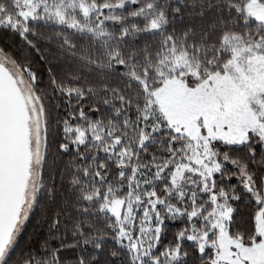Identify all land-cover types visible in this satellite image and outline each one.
Returning <instances> with one entry per match:
<instances>
[{
	"label": "snow or ice",
	"instance_id": "6c2138e0",
	"mask_svg": "<svg viewBox=\"0 0 264 264\" xmlns=\"http://www.w3.org/2000/svg\"><path fill=\"white\" fill-rule=\"evenodd\" d=\"M15 7L22 27L10 24L6 30L15 31L31 51L41 55L46 49L38 43L54 44L57 56L67 57L71 67L51 75L50 85L69 105L73 98L80 102L75 110L78 117L73 114L71 120L62 122L64 142L57 145L62 154H75L68 164L72 170L68 190L75 193L72 206L78 216L73 239L60 232L61 215L68 213L53 212L49 234L30 250L24 264H226L214 236L227 234L232 201L245 191L257 210L264 208V176L257 177L251 169L257 157L264 164V128L249 125L232 139H211L203 157L196 158L197 167L188 161L158 166L149 169L151 178L142 182L133 175L135 186L125 173L129 149L123 135L113 136L116 129L108 133L112 140L105 143L103 158L88 157L84 150L90 147V135L103 141L105 127L113 124L112 116L107 124L103 116L94 118L101 113V103L111 105L115 118H120L122 110L126 113L133 107L134 97L146 90L149 80L162 86L167 76L176 74L172 69L189 63L190 55L196 59L204 51L208 60H216L212 71L221 72L234 64L247 71L251 61L264 60V21L245 14L236 0H191L187 15L201 22L191 21L179 31L175 27L169 31V26L174 25L175 16L183 20L185 0L174 4L172 0H17ZM6 12L0 3V13ZM209 14L210 21L204 23ZM9 63L16 61L0 47V64ZM28 67L30 79H38L30 61ZM81 68L95 69L96 81L81 83ZM113 74L123 79V87L111 83ZM32 87L38 99L46 97L43 87ZM136 109L139 112L138 103ZM144 121L145 128L154 133L147 116ZM128 123L125 119L124 124ZM45 132L46 141L47 123ZM148 140L149 135L141 130L139 146L145 152ZM235 144L243 146V156H232L230 147H222ZM96 152H100L99 143ZM40 160L46 161V153ZM48 193L54 197L55 189L49 188ZM19 219L17 214L7 232L0 233V264H4ZM170 222L178 226L170 228Z\"/></svg>",
	"mask_w": 264,
	"mask_h": 264
},
{
	"label": "trees",
	"instance_id": "16d2710c",
	"mask_svg": "<svg viewBox=\"0 0 264 264\" xmlns=\"http://www.w3.org/2000/svg\"><path fill=\"white\" fill-rule=\"evenodd\" d=\"M251 1L252 0H236L241 7L246 9L245 14L250 17L251 15L248 13L247 7ZM258 1L261 2V0ZM172 2L174 4L175 0H172ZM0 3H3L7 8L6 13H0V18H3L2 22H0V47L7 49L8 56L10 59L16 61L15 65L24 73L31 87L32 85L43 87L47 93L45 98L38 99L37 89L32 87L43 109L44 127L47 123V148H45L44 151V153H46V161L43 162L41 168L38 196L26 224L18 235L14 233L12 238L14 242L4 261V264H24L25 260L31 255L30 250L33 249L43 237L49 234L48 221L51 219L53 212L68 213L67 215H61L62 224L60 232L66 234L68 239H73L71 232L74 229V224L78 216L72 206L75 193L68 190V180L72 171L71 168L68 167V164L75 154L72 152L62 154L58 150L57 145L58 143L64 142L62 140L64 136L62 122L66 119L71 120L73 114L78 117V113H76L75 110L80 106V102L73 98L72 104L69 105L65 96L57 91H53L50 85L51 75H60L71 67L68 58H59L54 44L46 46L43 42L38 43L39 48L46 49L43 51L42 55L39 52L31 51L26 42L15 34V31L6 30L10 27V24H16L18 28L22 27L18 19L17 8L15 7L17 0H0ZM190 4L191 0H185L186 10L183 20H181L180 16H175V23L169 26V31H171L173 27L179 31L191 21L197 23L201 22L199 17L190 18L187 15V12L191 11ZM225 18H228L227 14H225ZM251 18L254 19L253 17ZM210 19L211 14H209L203 22L207 23ZM250 27L254 28L255 24L250 25ZM149 39H151V37H149ZM136 43L139 44L142 43V41L138 40ZM29 61L31 69L38 79H30ZM215 64L216 60H208L204 51H201L196 59H193L190 55L189 63L187 65L182 63L172 69L176 74L167 76L163 85L169 79L179 78L184 81L188 87L195 88L206 81L212 74L225 72L218 70L212 71ZM181 68L183 69L182 71ZM80 76L82 77L81 83H83L84 80L95 82L97 79V71L95 69L89 71L86 68H81ZM111 83L114 85L119 84L123 87V79L118 74L112 75ZM160 87L153 85L149 80L146 90L134 97L133 107L126 113L122 110L120 118H115L111 105L104 106L101 103V113L97 114L94 118L103 116L105 124H107L109 116H112L113 124L105 127V131L102 134L104 137L103 141L97 142L94 135H90L88 137L90 147L86 146L84 150V154L88 157L99 155L103 158L104 153L102 149L106 142L110 143L112 140V138L108 136V133L112 131L113 128L116 129V131L113 132V136L123 135L125 145L129 149L128 156L125 157V164L128 165L125 169V173L133 186H135L136 183V181L132 179L133 175L142 182L146 177L149 179L151 178L149 169H154L158 166L164 167L165 165L169 167L172 165L179 166L185 163L186 157L190 154L191 141L187 137L176 133L175 130L169 126L160 112L159 107L153 102V93ZM109 97L113 99V104H119V101L113 98L111 93ZM137 103L140 105L139 112L136 109ZM145 116L149 118L150 124L156 129L154 133H152L150 129L145 128ZM125 119L129 121L127 125L124 124ZM141 130L149 135V140L146 142V152L139 146ZM98 143L100 144L99 153L96 152ZM222 147H230V154L232 156L244 155V148L242 145H222ZM137 155L139 158H137ZM170 156L174 159L169 160ZM76 163H80L78 157L76 158ZM251 169L257 177L264 176V164L259 162V157H257L256 161L251 162ZM141 173L145 175L142 176ZM31 175L32 164L30 170V176ZM112 178L111 176L109 177L110 180ZM29 184L30 180L28 186ZM49 188L55 189L54 197L48 193ZM239 194L240 199L232 201L234 212L229 222L228 234L231 238L238 239L245 245H251L261 240L257 232V218L259 214L263 212L264 219V208L257 210V205L247 192L240 191ZM27 200L28 187L26 191V203ZM25 207L26 204L20 218H22L24 214ZM33 212H35L34 215L32 214ZM169 226L174 229L178 225L170 222ZM214 239L216 240V234ZM74 251L79 252V250ZM101 258L106 259V255L102 254Z\"/></svg>",
	"mask_w": 264,
	"mask_h": 264
},
{
	"label": "rangeland",
	"instance_id": "374dc122",
	"mask_svg": "<svg viewBox=\"0 0 264 264\" xmlns=\"http://www.w3.org/2000/svg\"><path fill=\"white\" fill-rule=\"evenodd\" d=\"M247 10L256 21H264L263 3L252 0ZM1 65L16 78L30 115L32 175L25 211L15 230L18 235L38 196L43 165L40 155L44 154L46 143L44 115L24 73L11 63ZM153 102L159 107L169 126L191 141L190 154L185 162H191L192 167H197L195 160L203 157L207 141L232 139L249 125L264 128V60L251 61L247 71L239 64L230 65V70L212 74L195 88L188 87L179 78L169 79L153 93ZM257 232L261 240L251 245L231 238L228 229L227 234L216 233V247L227 258L226 264H264L263 212L257 218ZM13 242L11 241L8 252Z\"/></svg>",
	"mask_w": 264,
	"mask_h": 264
},
{
	"label": "water",
	"instance_id": "95a60500",
	"mask_svg": "<svg viewBox=\"0 0 264 264\" xmlns=\"http://www.w3.org/2000/svg\"><path fill=\"white\" fill-rule=\"evenodd\" d=\"M29 120L16 78L0 64V233L7 232L26 204L32 164Z\"/></svg>",
	"mask_w": 264,
	"mask_h": 264
}]
</instances>
